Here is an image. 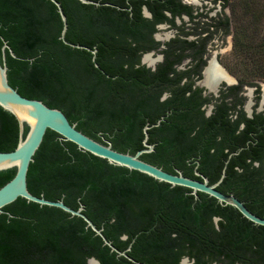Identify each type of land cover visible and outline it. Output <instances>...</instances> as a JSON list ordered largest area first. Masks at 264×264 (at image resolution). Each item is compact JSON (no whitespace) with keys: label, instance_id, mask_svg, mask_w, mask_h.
Returning <instances> with one entry per match:
<instances>
[{"label":"trees","instance_id":"trees-1","mask_svg":"<svg viewBox=\"0 0 264 264\" xmlns=\"http://www.w3.org/2000/svg\"><path fill=\"white\" fill-rule=\"evenodd\" d=\"M58 1L68 17L66 40L98 50L96 59L60 40L63 23L50 0H0V57L5 41L17 56L6 50L11 86L23 97L62 110L78 130L103 144L111 142L121 153L143 150L144 128L164 118L149 131L155 151L142 160L203 181L199 172L211 184L226 169L219 190L264 218L263 120L245 119L243 113L234 119L241 99L229 103L227 95L215 114L205 117L209 99L194 89L199 67L175 68L183 60L174 58L178 51L195 49V44L168 45L166 60L155 70L141 64L145 53L159 49L155 25L166 19L164 10L173 0H164L167 5L163 0H131V5L128 0H94L120 9ZM141 3L154 19L142 16ZM241 87L231 91L238 94ZM18 142L16 118L0 107V152L14 151ZM15 173H0V188ZM28 187L35 196L63 200L75 210L83 204L85 215L104 228L115 247L126 251L131 246L128 255L137 263L111 252L83 219L18 199L4 209L12 218L0 214V264H88L91 258L101 264H181L184 258L189 264H264V227L235 208L112 166L50 130L30 166Z\"/></svg>","mask_w":264,"mask_h":264},{"label":"water","instance_id":"water-1","mask_svg":"<svg viewBox=\"0 0 264 264\" xmlns=\"http://www.w3.org/2000/svg\"><path fill=\"white\" fill-rule=\"evenodd\" d=\"M50 1L57 7L63 23L60 40L72 48L92 52L95 60L98 50H91L88 47L74 45L66 40L69 29L68 17L64 12L62 4L58 0ZM78 1L83 5L119 8L112 3H101L94 0ZM144 13L146 17H151L146 8ZM7 49L10 50V53L14 58H17L8 43L5 41L1 48L2 58L0 57V107L16 118L19 125V142L14 151L0 152V173L12 170H15L16 172L13 179L0 188V214H8L9 217L12 218L13 216L5 212L4 209L15 203L18 199H24L28 203H34L41 207L46 206L60 209L71 215V217H79L83 219L86 223L87 229H92V231L103 240L104 245L108 246L111 249V252L117 253L118 257H126L131 262L137 263L128 255V252L132 249L131 246L126 251H120L115 247L114 244L104 235V228H98L94 222L85 215L84 212L86 211V208L83 204L80 205L79 209L75 210L66 205L63 200L51 201L46 199L43 195L38 197L30 192L28 187L29 169L31 164L35 161V156L43 144L46 133L50 130L58 134L62 141L73 143L81 151L106 160L112 166L139 172L158 182L169 184L172 187H184L190 189L197 199L199 193L206 194L209 197L216 199L217 202L223 206L235 208L244 218L252 222L254 225L264 227V218L253 213L248 209L246 204L235 195L225 194L219 190L220 185L226 177V169H224L220 180L215 184H211L210 180L199 172H196L195 174L198 177H202L203 181L189 178L181 171H177L176 174L166 172L163 168L142 160L143 155L151 154L155 151V145L149 143V131L154 127H159L164 118H162L157 124L152 126L148 125L144 128L143 150L138 151L135 155L121 153L113 148L111 142L105 141L106 144H103L78 130L77 124H72L62 110L51 108L41 100L23 97L14 87H12L8 77L9 67L6 61ZM152 56V54L146 55L143 58L142 63L154 70L156 68V62L149 61ZM161 58L162 57H160L159 60ZM96 67L99 68L98 65H96ZM206 71L203 74V79L198 81L196 86L206 88L207 91L205 95L209 93L216 94L222 81L219 82L216 89L211 90L205 84ZM236 82L237 81L235 80V83ZM163 99L165 100L166 97ZM26 128L28 129L27 132ZM218 221L219 219L215 220L216 223ZM189 263L190 260L188 258H184L181 262V264ZM88 264L101 263L97 259L91 258L88 261Z\"/></svg>","mask_w":264,"mask_h":264},{"label":"flooded vegetation","instance_id":"flooded-vegetation-1","mask_svg":"<svg viewBox=\"0 0 264 264\" xmlns=\"http://www.w3.org/2000/svg\"><path fill=\"white\" fill-rule=\"evenodd\" d=\"M130 1L131 0H128L129 5H131ZM162 3H165L164 0L162 1ZM165 4L167 5L168 3L166 2ZM145 8L150 13L151 15L150 18L145 16L144 13ZM228 8H231L228 0H173V3L169 4L168 8L164 10V15L166 19L155 25V32L153 34V39L160 44V47L158 50H153L149 53H145L142 57L141 64L143 65L142 63L143 58L146 55H149L150 53H155L156 55H158L157 53H159V58L162 57L159 61V64L163 63L166 60L165 51L168 49V45L170 44L173 43H181L185 45L195 44L196 45L195 49H193L191 46V47H187L183 51L181 50L178 51L176 57L174 58H177V56L178 58L179 56H182L183 60L180 63L175 64L176 66L175 68L178 71H186V70L194 71L197 70V68L199 67L198 69L201 71V78L195 81L194 89L202 90L203 97L209 99L208 104L204 105L203 107V111L205 112V117L207 118L212 117L215 114V110L217 109V106L221 104L222 102L221 99L223 98V96L227 95L226 102L229 103L236 100L237 98L241 99V103L237 106V112H234L235 114L234 119H238L239 114L243 113L245 115V119L254 120L255 118H259L262 119L264 122V113H263L264 99L259 104L261 108L257 112L255 111L251 113L253 106L255 105V104L252 105L251 104L252 102L249 103V106L251 104V107L247 106V109L243 108L242 106V102H243L242 96L244 95L243 91L247 89H244L243 85H240V83L238 82L234 83L235 79L229 75V73L227 72V70H225V68L221 67L217 57H215L217 64L213 62L214 58L212 60L208 59L209 45L212 44L213 46L221 39L223 41L231 33V23H230V28L227 25L229 17L226 15V13ZM129 9L132 10L133 8L130 7ZM141 12L144 18L154 19V14L151 12L149 6H147L146 3H141ZM222 12H224L225 15L222 14ZM179 22L183 23V25L180 26ZM163 30H167L168 32L165 34H160L161 31ZM203 49H204V53L198 56L197 55L198 51ZM212 63L219 66L222 70H225L227 72V75L234 79V81L232 82L234 84L224 80L222 83H220L218 87V92L216 94L209 93L208 95H205L207 89L204 87L201 88L196 86V83L203 79V74L205 73L206 70L209 69L210 64ZM158 65L155 64V67L157 68ZM143 66L152 69L151 67L145 64ZM259 85L260 84H255L252 87H255L256 88L255 90H258ZM239 86L242 87L240 92H238V94L231 91L232 88ZM250 92L253 93V90H250ZM257 96H259V93L257 94ZM164 97H166L167 99L168 94H165L163 98ZM163 98L162 100H164ZM211 106H212V110L210 115H208V110L211 108ZM249 114H251V116ZM263 122L259 127V132H260L259 134H261L264 131ZM245 127L246 124H242L240 129L244 130ZM258 136H259L258 134L253 136L255 142L258 141ZM255 166L259 168L260 163L259 162L255 163Z\"/></svg>","mask_w":264,"mask_h":264},{"label":"rangeland","instance_id":"rangeland-1","mask_svg":"<svg viewBox=\"0 0 264 264\" xmlns=\"http://www.w3.org/2000/svg\"><path fill=\"white\" fill-rule=\"evenodd\" d=\"M228 1L231 8H228L226 15L231 21V33L223 41L221 39L213 46L209 45L208 59L217 57L221 67L225 68L238 83H243L244 89L247 90L243 91L242 106L247 109L252 102V105L255 104L251 112L253 113L259 111L261 108L259 104L264 99V0ZM179 25L183 23L179 22ZM167 32L163 30L160 34ZM239 42L242 44L241 47L238 46ZM246 44L248 49H245ZM249 49L252 50L246 52ZM150 54L153 56L149 61H158L156 63L158 65L159 53ZM255 84L261 85L258 90L252 87ZM250 90H253V93ZM211 110L212 106L208 110V115Z\"/></svg>","mask_w":264,"mask_h":264},{"label":"bare ground","instance_id":"bare-ground-1","mask_svg":"<svg viewBox=\"0 0 264 264\" xmlns=\"http://www.w3.org/2000/svg\"><path fill=\"white\" fill-rule=\"evenodd\" d=\"M213 62L216 63V60L214 59ZM224 80L229 81L230 83H232L234 81V79L232 77H229L227 75L225 70H222L219 66H217L213 63L210 64L209 69L206 71L205 84L207 86H209L211 90H214V89H216V86L219 84V82L220 81L223 82ZM234 83H232V84H234ZM249 107H251V104Z\"/></svg>","mask_w":264,"mask_h":264}]
</instances>
